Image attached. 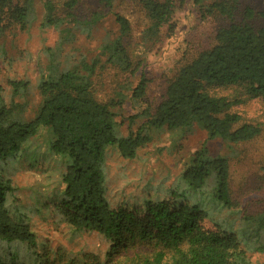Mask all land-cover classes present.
<instances>
[{
  "label": "trees",
  "instance_id": "16d2710c",
  "mask_svg": "<svg viewBox=\"0 0 264 264\" xmlns=\"http://www.w3.org/2000/svg\"><path fill=\"white\" fill-rule=\"evenodd\" d=\"M80 1L0 0V39L28 31L39 7L44 25L58 32L56 44L43 51L46 62L38 66L36 86L25 78L12 81L10 102L0 93V246L4 248L0 264H251L253 255H264V212L238 209L227 157L213 156L201 147L171 183L167 198L133 207L110 203L105 165L110 149L133 160L161 134L187 140L195 125L207 132L209 140H220L228 148L262 136L264 123L243 122L232 109L244 96L264 102V0L261 8L243 6L242 0H192L200 22L226 23L207 47L179 67L154 109L145 108L129 118V133L122 136L119 112L126 104L136 108L145 99L150 80L142 72L136 83L126 80L105 101L98 96L95 79L104 69L135 77L145 61L134 56L124 41L132 31L130 21L114 13L116 35L105 36L94 59L81 56L71 63L65 48L80 34L90 37L104 17L94 12L82 18ZM116 2L140 8L148 22L140 37L144 47L154 46L165 28L174 29V17L185 4V0H100L107 8ZM32 88L39 98L35 111H29ZM213 89H231L234 94L219 95ZM136 119L144 121L134 130ZM41 129L51 135L50 154L64 159L65 188L53 202L52 214L57 223L73 230L102 235L110 243L106 260L94 254L68 256L40 243L17 199L19 189L7 170Z\"/></svg>",
  "mask_w": 264,
  "mask_h": 264
},
{
  "label": "rangeland",
  "instance_id": "374dc122",
  "mask_svg": "<svg viewBox=\"0 0 264 264\" xmlns=\"http://www.w3.org/2000/svg\"><path fill=\"white\" fill-rule=\"evenodd\" d=\"M242 1L243 6L261 8L263 4L261 0ZM183 4H180L174 17V29L169 31L165 28L154 46L144 47L140 37L148 22L138 6L116 2L112 8H107L100 0L80 1L78 13L82 18H89L94 12L104 17L90 37L80 34L74 44L65 48L64 53L70 56L71 63L78 61L81 56L87 60L94 59L99 54V46L105 36L116 35L114 13L130 21L132 31L124 41L134 56L145 61L143 69L135 77L124 76L114 69H104L99 70L95 79L98 96L105 101L112 98L126 80L136 83L142 72L150 80L145 99L136 108L126 104L119 112L118 121L123 123L118 129L121 136L129 133V118L145 108L154 109L164 99L168 83L179 67L198 50L207 47L215 31L226 23L222 19L200 22L193 1L185 0ZM44 23L39 7L37 18L28 31H14L0 39V93L7 102L11 100L12 81L25 78L33 86L38 82V66L46 62L43 51L58 41V32ZM185 53L187 57H183ZM213 92L219 95L234 94L231 89H213ZM243 99L232 112L240 114L243 122L264 123V102L248 100L245 96ZM29 102V111H35L39 98L34 88ZM143 121L136 119L133 129L136 130ZM50 138L48 130H39L9 165L8 176L19 189L17 199L28 214L40 243L51 250L61 249L68 256L94 254L106 260L110 243L102 235L73 230L64 223H57L52 214V204L57 201L65 185L62 179L64 159L50 154ZM180 141L176 134H161L154 142L140 149L133 160L123 159L116 149L108 150L105 166L110 203L133 207L144 206L148 199L167 198L168 188L182 174L185 166L190 164L192 153L205 146L211 155L229 159L231 191L240 206L238 209L247 210L249 214L264 212V132L250 144L228 148L220 140H209L207 132L195 125L189 138L183 140V145L179 144ZM3 250L0 246L1 255H4ZM251 264H264V255H253Z\"/></svg>",
  "mask_w": 264,
  "mask_h": 264
}]
</instances>
